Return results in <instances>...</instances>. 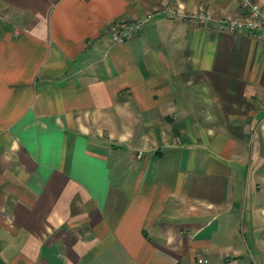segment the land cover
I'll use <instances>...</instances> for the list:
<instances>
[{
  "label": "crops",
  "instance_id": "crops-1",
  "mask_svg": "<svg viewBox=\"0 0 264 264\" xmlns=\"http://www.w3.org/2000/svg\"><path fill=\"white\" fill-rule=\"evenodd\" d=\"M200 9L0 0V264H264V42Z\"/></svg>",
  "mask_w": 264,
  "mask_h": 264
},
{
  "label": "built area",
  "instance_id": "built-area-1",
  "mask_svg": "<svg viewBox=\"0 0 264 264\" xmlns=\"http://www.w3.org/2000/svg\"><path fill=\"white\" fill-rule=\"evenodd\" d=\"M238 2L245 11V16L243 17L218 18L204 9H200L196 13L185 14L183 17L186 22L203 27L204 29L215 27L219 30L231 32H247L257 40L264 42V10L257 0H238ZM150 19L151 15H147L133 22H117L110 26L109 32L115 42H128L140 33ZM198 261L200 263L206 262L202 259Z\"/></svg>",
  "mask_w": 264,
  "mask_h": 264
}]
</instances>
